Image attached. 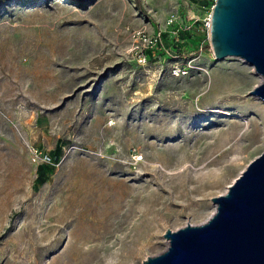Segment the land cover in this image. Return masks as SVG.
<instances>
[{
	"label": "rangeland",
	"instance_id": "374dc122",
	"mask_svg": "<svg viewBox=\"0 0 264 264\" xmlns=\"http://www.w3.org/2000/svg\"><path fill=\"white\" fill-rule=\"evenodd\" d=\"M215 3L0 0V264H143L215 213L264 152Z\"/></svg>",
	"mask_w": 264,
	"mask_h": 264
},
{
	"label": "water",
	"instance_id": "95a60500",
	"mask_svg": "<svg viewBox=\"0 0 264 264\" xmlns=\"http://www.w3.org/2000/svg\"><path fill=\"white\" fill-rule=\"evenodd\" d=\"M210 20L214 56L253 67L262 83L249 94L264 101V0H216ZM212 203L207 222L167 230L168 249L143 264H264V152Z\"/></svg>",
	"mask_w": 264,
	"mask_h": 264
},
{
	"label": "bare ground",
	"instance_id": "6f19581e",
	"mask_svg": "<svg viewBox=\"0 0 264 264\" xmlns=\"http://www.w3.org/2000/svg\"><path fill=\"white\" fill-rule=\"evenodd\" d=\"M251 67V66H250ZM253 68V67H252ZM258 75V74H257ZM261 77V76H260ZM261 79H262V77H261ZM202 100L203 99H200L199 100V103L201 104L202 103ZM204 101V100H203ZM236 133V132H235ZM234 133V134H235ZM246 137H251L252 138V140L253 141H257V139H258V137H259V129L256 127V133L255 134H253V135H245ZM229 138V137H228ZM228 141V140H227ZM249 141V140H248ZM227 145V144H226ZM242 145V144H241ZM232 146V145H231ZM224 157V156H223ZM205 187V186H204ZM205 189H207V187L205 188ZM214 210H216V207H215V209Z\"/></svg>",
	"mask_w": 264,
	"mask_h": 264
},
{
	"label": "built area",
	"instance_id": "2783aa9c",
	"mask_svg": "<svg viewBox=\"0 0 264 264\" xmlns=\"http://www.w3.org/2000/svg\"><path fill=\"white\" fill-rule=\"evenodd\" d=\"M211 19V18H210ZM209 19V22L207 24V28L210 30V22L211 20ZM161 39V34H158L157 37L154 40V43L151 42L152 45H156V43H158V41ZM144 41L148 42V40L144 37Z\"/></svg>",
	"mask_w": 264,
	"mask_h": 264
},
{
	"label": "trees",
	"instance_id": "16d2710c",
	"mask_svg": "<svg viewBox=\"0 0 264 264\" xmlns=\"http://www.w3.org/2000/svg\"><path fill=\"white\" fill-rule=\"evenodd\" d=\"M50 159V161L52 160V158H49Z\"/></svg>",
	"mask_w": 264,
	"mask_h": 264
}]
</instances>
